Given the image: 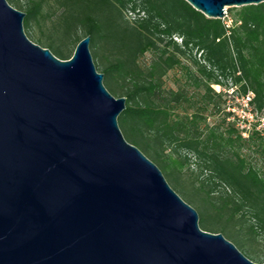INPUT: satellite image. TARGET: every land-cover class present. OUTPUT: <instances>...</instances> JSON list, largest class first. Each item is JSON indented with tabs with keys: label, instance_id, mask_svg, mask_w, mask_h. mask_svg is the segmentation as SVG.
<instances>
[{
	"label": "water",
	"instance_id": "obj_1",
	"mask_svg": "<svg viewBox=\"0 0 264 264\" xmlns=\"http://www.w3.org/2000/svg\"><path fill=\"white\" fill-rule=\"evenodd\" d=\"M209 18L264 0H186ZM0 0V264H264L198 211L129 142L126 97L104 84L91 35L62 59Z\"/></svg>",
	"mask_w": 264,
	"mask_h": 264
},
{
	"label": "trees",
	"instance_id": "obj_2",
	"mask_svg": "<svg viewBox=\"0 0 264 264\" xmlns=\"http://www.w3.org/2000/svg\"><path fill=\"white\" fill-rule=\"evenodd\" d=\"M8 1L24 8L20 0ZM56 1L61 12L50 25L51 41L45 47L68 59L83 38L77 35L79 31L84 37L91 35L93 46L103 41L107 53L101 57L106 59L102 71L116 86L109 85V91L118 93L119 88L126 96V109L118 117L126 139L177 180L194 156L199 172L188 185L215 210L209 216L231 227L235 217L250 213L258 225L252 224L251 230L264 231V173L242 151L245 142H257L264 151V128L258 130L255 124L248 131L229 122L221 130L210 126L205 114L211 106L221 110L218 99L223 93L214 84L228 89L236 86L241 96L252 91L253 113H264V2L241 6L228 26L186 0ZM42 4L43 0L27 2L24 27L30 28L39 18ZM125 9L138 10L139 16L123 20ZM175 35L180 42L173 39ZM149 50L156 57L143 67L139 57ZM110 54H115V61ZM185 55L190 56L192 67L182 65ZM178 65L197 93L190 94L186 85L164 86V76ZM181 105L182 116L177 111ZM231 114L225 111L224 120ZM253 259L264 262V257Z\"/></svg>",
	"mask_w": 264,
	"mask_h": 264
},
{
	"label": "rangeland",
	"instance_id": "obj_3",
	"mask_svg": "<svg viewBox=\"0 0 264 264\" xmlns=\"http://www.w3.org/2000/svg\"><path fill=\"white\" fill-rule=\"evenodd\" d=\"M20 1L23 4L24 8L23 9L17 8V9L26 12L25 8L27 2L32 0H20ZM240 7L241 6H231L226 8L227 15L222 19L228 26L232 25L233 18L235 17V15H237V12L239 11ZM60 12H61V7L56 0H43L39 18L32 21L30 28L27 29V27H25V31L28 35H30V39L33 40L35 43L45 47L46 43L51 41L50 40L51 32L49 31L50 25L54 20H56V17L60 14ZM140 15L141 16L145 15L142 10L140 11ZM138 16H139L138 10L134 12L131 9H125L123 12L122 19L127 21H134V19H136ZM77 35L84 37L82 31H79ZM38 39H40V41ZM173 39L178 42L181 41V38L178 35L173 36ZM55 43H57V41H55ZM74 47L75 46H73V49ZM90 49L97 70L99 72L104 73L102 69L105 66L106 59L101 57L103 54L107 53V50L103 44V41L99 40L96 46H93L91 43ZM194 53H196L197 56L199 57L200 55L199 52H194ZM109 57L115 61V54H110ZM154 57H156V53L152 50H149L144 54L140 55L138 60L139 64L143 67H146L151 63ZM181 60L183 66L188 65L192 67V61L190 56L185 55L181 58ZM163 81H164V86L166 88L176 89L181 85L183 86L186 85L190 91V94L197 93L195 92L194 86L187 82L184 69L182 68V66L178 65L168 70V72L163 78ZM104 84L109 90H110V86L116 87L114 82L107 81L105 74H104ZM213 87L217 92L221 91L223 95L221 98L218 99L221 107L220 111L216 108H212L211 106L205 112L207 116L208 124L210 126H219L220 129L222 130L228 126L229 122H231L236 124L240 129L246 128L248 131H250V129L253 128L255 124L257 125L258 130H262L264 128V113L255 116L251 106L246 105V102L243 100L242 96L237 91L236 86L230 87L228 89L227 87L214 84ZM116 89L118 93L111 92L115 97L118 98L124 96L121 95L122 93L120 92L121 90L119 88ZM177 111L179 115L181 116L184 115L185 113L184 106L181 105ZM225 111H231L232 113L231 117L229 119H226V121L224 120ZM243 135L247 137L248 133L244 132ZM242 151L243 154L247 156L248 160L253 165L261 169V171L264 173V153H263L264 151L258 147V143L245 142ZM147 156L160 167L159 163H157L152 157H150L149 155ZM191 158L192 159L190 161L189 168L188 167L185 168V170L182 172L178 180L175 178L174 175L168 174L160 167L169 184L186 202H188L198 211L200 216L199 224L203 229L208 230L209 227L211 229H225V231H223L222 233L229 240L234 242L236 246L251 260L255 261V259H253V256L264 257V231L258 228V232L254 233L251 230L252 224H255L256 227L258 226L256 219L253 217L252 214L246 213L242 217L241 216L235 217L230 222L233 225L231 227L209 216V213L215 210L214 209L212 210L207 205H205V202L202 199H200L196 191L193 190L192 187H190V185H188V183H192L195 181V179H193L194 176H196L194 173L199 172V167L195 162L196 159L194 158V156H192ZM203 216L205 217V219H203ZM257 263H261V262H257Z\"/></svg>",
	"mask_w": 264,
	"mask_h": 264
},
{
	"label": "built area",
	"instance_id": "obj_4",
	"mask_svg": "<svg viewBox=\"0 0 264 264\" xmlns=\"http://www.w3.org/2000/svg\"><path fill=\"white\" fill-rule=\"evenodd\" d=\"M226 15H227V10H226ZM225 15V16H226ZM254 97V93L252 91H249L245 96H242L243 100L246 102V105L249 106L250 105V101L253 99ZM246 126V125H244ZM243 126V127H244ZM249 128V127H248Z\"/></svg>",
	"mask_w": 264,
	"mask_h": 264
}]
</instances>
